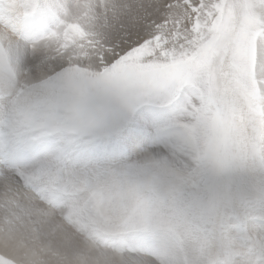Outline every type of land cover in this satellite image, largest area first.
Instances as JSON below:
<instances>
[{
    "label": "snow or ice",
    "instance_id": "6c2138e0",
    "mask_svg": "<svg viewBox=\"0 0 264 264\" xmlns=\"http://www.w3.org/2000/svg\"><path fill=\"white\" fill-rule=\"evenodd\" d=\"M0 240L264 264V0H0Z\"/></svg>",
    "mask_w": 264,
    "mask_h": 264
},
{
    "label": "rangeland",
    "instance_id": "374dc122",
    "mask_svg": "<svg viewBox=\"0 0 264 264\" xmlns=\"http://www.w3.org/2000/svg\"><path fill=\"white\" fill-rule=\"evenodd\" d=\"M0 244L3 245L2 240H0ZM0 260H4L5 264H15L16 261V253L10 252L11 256H8V258H5L4 255H2L4 248L0 245Z\"/></svg>",
    "mask_w": 264,
    "mask_h": 264
},
{
    "label": "bare ground",
    "instance_id": "6f19581e",
    "mask_svg": "<svg viewBox=\"0 0 264 264\" xmlns=\"http://www.w3.org/2000/svg\"><path fill=\"white\" fill-rule=\"evenodd\" d=\"M2 247H3V245L2 244H0ZM4 248V247H3ZM1 250V249H0ZM4 252V251H3ZM9 256H11V253H9Z\"/></svg>",
    "mask_w": 264,
    "mask_h": 264
}]
</instances>
